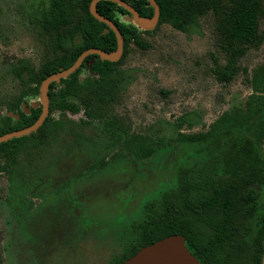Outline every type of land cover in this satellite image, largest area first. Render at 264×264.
<instances>
[{
    "label": "rangeland",
    "instance_id": "1",
    "mask_svg": "<svg viewBox=\"0 0 264 264\" xmlns=\"http://www.w3.org/2000/svg\"><path fill=\"white\" fill-rule=\"evenodd\" d=\"M49 1L0 0V118L7 111L3 102L21 89L13 66L23 62L37 70L50 56L49 38L38 22ZM260 28L264 31V20ZM140 39L145 47L129 43L121 60L124 82L108 117L129 134L150 137L159 149L138 160L122 148L107 147L104 120L85 125L82 111L56 113L82 142L66 127L45 155L20 158L11 179L0 175L3 264H108L122 251L117 237L126 232L129 238L131 223L143 220L144 205L173 185L178 167L197 160L198 148L180 143L178 134L206 132L222 114L242 108L251 93L252 72L264 64L262 44L238 60L239 71L230 82L218 80L214 72L227 56L212 13L185 33L162 24ZM119 152L126 156L115 157L102 170L86 168ZM259 152L264 159V141Z\"/></svg>",
    "mask_w": 264,
    "mask_h": 264
},
{
    "label": "trees",
    "instance_id": "2",
    "mask_svg": "<svg viewBox=\"0 0 264 264\" xmlns=\"http://www.w3.org/2000/svg\"><path fill=\"white\" fill-rule=\"evenodd\" d=\"M155 1L160 9L159 25L167 24L184 33L195 27L202 16L214 15L220 49L227 56L223 68L214 72L222 82L233 79L239 71L236 64L247 50L264 44V31L260 28L264 0ZM90 2L50 0L40 11L38 22L49 38L50 56L37 70L23 62L19 67L13 66L12 71L21 80V89L11 101L3 102L7 111L0 118V136L26 128L39 117L41 108L28 106V100H37L42 80L70 67L87 49L105 52L116 49L114 33L110 30L102 33L106 26L91 16ZM133 7L143 15L152 13L149 6L133 4ZM97 11L110 19L121 33L123 56L116 63L102 61L98 56L87 57L85 61L94 60L90 67L81 65L59 84L52 83L48 91L49 114L42 126L35 133L0 145V175L11 179L18 172L20 158L30 161L45 155L51 141L66 127H70L78 143L82 142V136L72 125L55 118L56 113L64 116L82 111L86 120L80 122L85 125L104 120L102 128L109 140L107 147L122 148L138 160L151 157L159 149L150 137L129 134L121 122L108 117L124 82L119 65L127 46L133 43L145 47L140 34L149 32L126 23L120 16L126 11L115 3L100 1ZM249 83L251 93L242 108L222 114L206 132L178 134L180 143L198 148L197 160L189 166L178 167L173 185L157 201L144 205V218L131 223L129 238L126 232L119 241L116 236L117 243H114L122 251L112 255L108 264H122L141 248L173 235L184 237L187 249L202 264H262L264 159L259 147L264 141V64L252 72ZM23 104H27L29 113L24 111ZM124 156L119 152L108 161L103 157L86 168L102 170L115 157ZM0 264H3L1 257Z\"/></svg>",
    "mask_w": 264,
    "mask_h": 264
},
{
    "label": "water",
    "instance_id": "3",
    "mask_svg": "<svg viewBox=\"0 0 264 264\" xmlns=\"http://www.w3.org/2000/svg\"><path fill=\"white\" fill-rule=\"evenodd\" d=\"M100 1H109L115 3L117 6L123 8L128 12L126 22L134 23L138 28L143 31L153 30L159 22V7L154 0H148L150 5L154 8V14L152 17L140 16L131 6L126 4L123 0H92L89 5V12L91 16L98 22L103 23L106 26V32L112 31L116 38L117 47L112 52H105L100 49L91 48L82 52L75 62L64 70H59L46 77L39 86V96L37 101L30 103V107L33 109L41 108V112L36 121L30 126L12 131L0 136V145L7 141L28 136L35 133L44 123L49 114V96L48 91L52 83L59 84L61 80L67 79L72 75L84 62L88 56H98L102 61H108L111 63L118 62L123 54L124 39L119 32L118 28L108 18L100 15L97 12L96 5ZM23 109L26 113V106L23 105ZM10 117L17 119V116L9 114ZM122 264H202L195 258L187 249L185 244V238L180 235H173L166 237L162 240L154 242L151 245L141 248L129 259L125 260Z\"/></svg>",
    "mask_w": 264,
    "mask_h": 264
},
{
    "label": "flooded vegetation",
    "instance_id": "4",
    "mask_svg": "<svg viewBox=\"0 0 264 264\" xmlns=\"http://www.w3.org/2000/svg\"><path fill=\"white\" fill-rule=\"evenodd\" d=\"M92 1V0H91ZM124 2H126V4H128L129 6H131L140 16H142V17H152L153 16V14H154V8L150 5V3L148 2V0H123ZM155 1V0H154ZM156 2V1H155ZM176 2H178V0H176ZM98 4V3H97ZM133 4L134 5H137V6H141V7H145V8H147L148 6L149 7H151L152 8V13H151V15H143V13L141 14L139 11H137L134 7H133ZM156 4H157V2H156ZM90 5V4H89ZM158 5V4H157ZM159 7V6H158ZM96 8H97V5H96ZM123 9V8H122ZM142 9V8H141ZM126 11V10H125ZM98 12V11H97ZM101 15V14H100ZM129 14H128V12L126 11V13H120V16H121V18L126 22V17L128 16ZM106 18V17H105ZM110 20V19H109ZM159 20H160V9H159ZM111 21V20H110ZM126 23H128V22H126ZM114 24V23H113ZM128 24H132V25H134L136 28H138L134 23H128ZM115 25V24H114ZM159 25V22H158V24H157V26ZM116 26V25H115ZM156 26V27H157ZM155 27V28H156ZM154 28V29H155ZM107 29V28H106ZM106 29L102 32L103 34H105V32H106ZM140 31H143V30H141L140 28H138ZM153 29V30H154ZM152 31V30H151ZM143 32H149V31H143ZM88 50V49H87ZM86 51V50H85ZM84 52V51H83ZM123 53H124V50H123ZM122 56H123V54H122ZM88 57H90V56H88ZM77 59V58H76ZM86 60V59H85ZM84 60V62L81 64V65H84L85 67H90V65H92L93 64V62H94V60L93 59H91L90 61H85ZM75 62V61H74ZM81 67V66H80ZM79 67V68H80ZM78 68V69H79ZM122 235V234H121Z\"/></svg>",
    "mask_w": 264,
    "mask_h": 264
}]
</instances>
